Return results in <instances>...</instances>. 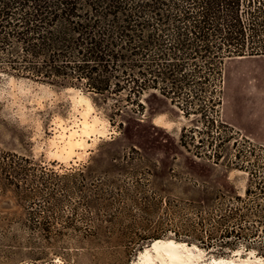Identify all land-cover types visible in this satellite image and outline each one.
Segmentation results:
<instances>
[{
    "label": "rangeland",
    "instance_id": "rangeland-1",
    "mask_svg": "<svg viewBox=\"0 0 264 264\" xmlns=\"http://www.w3.org/2000/svg\"><path fill=\"white\" fill-rule=\"evenodd\" d=\"M238 19L157 51L188 61L148 64L165 76L140 97L0 69V264H132L155 238L264 264V0H240ZM85 98L108 132L61 159L51 139Z\"/></svg>",
    "mask_w": 264,
    "mask_h": 264
},
{
    "label": "trees",
    "instance_id": "trees-1",
    "mask_svg": "<svg viewBox=\"0 0 264 264\" xmlns=\"http://www.w3.org/2000/svg\"><path fill=\"white\" fill-rule=\"evenodd\" d=\"M239 8L240 0H0V69L51 85L82 83L101 95L130 88L140 97L165 76L148 64L188 61L157 51L186 52L205 46L209 30H236ZM168 31L175 37L164 39ZM187 33L195 38H182Z\"/></svg>",
    "mask_w": 264,
    "mask_h": 264
},
{
    "label": "bare ground",
    "instance_id": "bare-ground-1",
    "mask_svg": "<svg viewBox=\"0 0 264 264\" xmlns=\"http://www.w3.org/2000/svg\"><path fill=\"white\" fill-rule=\"evenodd\" d=\"M79 102L83 103V109L79 112L77 122L70 127L60 125L51 139V143L56 147L54 155L61 159L71 157L72 154L78 153V150L85 149L88 139L97 138V135L105 136L108 132L107 121L93 113L95 109L90 100L85 98ZM165 124L171 125L170 122ZM261 262L255 257L243 258L238 250L234 251L232 257L205 259L204 251L195 245L172 239H158L144 248L132 264H261Z\"/></svg>",
    "mask_w": 264,
    "mask_h": 264
}]
</instances>
